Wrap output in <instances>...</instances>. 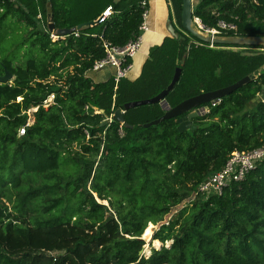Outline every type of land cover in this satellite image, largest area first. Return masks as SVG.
I'll use <instances>...</instances> for the list:
<instances>
[{"label":"trees","instance_id":"obj_1","mask_svg":"<svg viewBox=\"0 0 264 264\" xmlns=\"http://www.w3.org/2000/svg\"><path fill=\"white\" fill-rule=\"evenodd\" d=\"M167 1L179 37L165 36L137 78L116 84V68L106 67L101 78L92 70L106 56L103 40L124 47L136 38L149 0H50L56 29L114 10L105 23L58 40L38 19L41 13L47 22L48 0H0V75L6 67L14 76L0 82V264H264V159L221 195L198 192L234 151L264 144V52L232 49L264 46L211 48L183 28V0ZM193 16L206 28L236 26L222 36L264 37V0H197ZM11 19L28 32L8 52ZM178 67L180 80L166 97L171 108L262 70L194 118L195 129L178 130L186 114L145 127L165 114L162 104L125 111L166 89ZM51 94L54 103L43 107ZM117 110L125 111L124 123L109 120ZM70 165L73 171L65 169ZM31 177L42 184L22 190ZM14 190L18 214L4 201L12 202ZM41 198L49 217L29 223L25 216ZM150 223L163 247L145 256L141 237Z\"/></svg>","mask_w":264,"mask_h":264},{"label":"built area","instance_id":"obj_2","mask_svg":"<svg viewBox=\"0 0 264 264\" xmlns=\"http://www.w3.org/2000/svg\"><path fill=\"white\" fill-rule=\"evenodd\" d=\"M148 4V1H143L142 6L146 7ZM114 14V10L112 6H108L96 19L98 24L105 23L109 18L112 17ZM149 16V9L145 10V13L143 15L144 17V23L140 27V34L130 40L124 47H118L112 45L110 42L103 40V47L106 52V56L104 59L96 61L93 66V71L98 72L106 67H114L116 68V77L115 82L118 84L121 78H124L128 75V73L133 68V61L138 55V53L141 51L143 44H144V34L147 32V19ZM194 22L197 25V27L207 32L208 34L213 35H222L224 31L229 30H236V26L233 24H227L224 21L219 22L218 28H206L200 18L193 16ZM38 19L42 22V26L44 30L49 33L52 40H58L59 38H62L61 36L57 35L55 31L50 32L48 27V21L45 22L43 20L42 14H38ZM75 36H79V31L74 32ZM72 35V34H71ZM67 37V36H66ZM64 38V37H63ZM100 38L103 39V36L100 35ZM211 48H214V45L210 46ZM131 62H128V61ZM55 95L51 94L43 103V107L47 108L51 106L54 103ZM221 99H218L216 101L210 102V105L204 106L199 110V112L202 115L208 114L211 111V107H216L221 103ZM39 107H35L32 110H29L28 113H31L33 111H37ZM89 106H86V109H88ZM125 112V111H123ZM95 113H100L99 110H95ZM114 114L109 118L111 121ZM32 124V120L29 119L27 122V126H30ZM25 134V127L20 129V136H23ZM87 136L89 137V134L87 133ZM264 159V144L261 147L247 150V151H234L230 157L228 158L225 166L218 171L217 173L209 176L206 178L201 185L198 188V192L204 196H209L212 194H222L224 189L229 186L232 182H242L246 179V177L257 167L258 163L261 162ZM168 224V222H167ZM156 229H158V226L154 225ZM142 240H145L143 236L141 237ZM53 255V253H50Z\"/></svg>","mask_w":264,"mask_h":264},{"label":"water","instance_id":"obj_3","mask_svg":"<svg viewBox=\"0 0 264 264\" xmlns=\"http://www.w3.org/2000/svg\"><path fill=\"white\" fill-rule=\"evenodd\" d=\"M48 16H47V21H48V27L50 32L55 31V33L61 37H66L71 34H73L76 31H81L85 28H90L95 25H97V21H91L88 23H84L81 25H78L73 28H61V29H56L55 24L52 19V4L50 0H48ZM193 12H194V0H183L182 4V25L183 28L194 38L200 40L201 42L207 43L210 46L211 45H227V46H264V37H259V36H248V37H242V36H222V35H213V34H208L207 32H204L200 30L197 25L194 22V17H193ZM167 30L169 34L172 37L178 38L179 35L175 30V27L173 23L168 19V26ZM264 69V67L262 68ZM258 69L256 70L252 75L246 76L242 78L241 80L235 82L234 84L212 91V92H205L200 95L194 96L192 98H189L177 106L171 108L167 103H166V97L167 95L174 89L176 84L179 82L181 74H182V69L180 67L176 68L175 74L173 76V79L171 83L168 85L166 89H164L162 92H160L158 95H156L153 98L149 99H144V100H137L133 102H129L125 104V111L130 110L132 108L140 107V106H147V105H155V104H162L165 108V114L160 117L157 120H154L148 124L145 125V127H150L154 125H159L163 121L171 119V118H176L181 115L186 114V116L181 117L177 119L178 123V130L180 132L189 130L190 128L195 129L196 125L193 124L192 120L194 118H197L198 116H201L202 114L199 112V108L207 103L216 101L218 99H222L223 97L229 96L230 94L234 93L237 91L239 88L243 87L244 85L250 83L251 81L255 80L257 76L260 75L261 70ZM4 75H0V82L1 83H7L11 81L14 76L13 74L5 67L4 69ZM124 113L122 110H117L114 114L115 118L117 121L124 123L125 117ZM108 121H104L103 125H105ZM161 249V248H160ZM145 249H142L140 251L141 255L145 254Z\"/></svg>","mask_w":264,"mask_h":264},{"label":"rangeland","instance_id":"obj_4","mask_svg":"<svg viewBox=\"0 0 264 264\" xmlns=\"http://www.w3.org/2000/svg\"><path fill=\"white\" fill-rule=\"evenodd\" d=\"M72 1L77 2V0H72ZM196 3H197V0H194V6ZM170 9L172 11L171 7H170ZM174 22L176 23V19L174 20ZM5 31H6V35H5L6 42L5 43H6V46L8 47V52H10L11 50H13L15 48V46L12 43V40L16 41L19 38L21 41L22 39L25 38V36L28 32L25 28V25L23 23L17 21L16 19H11L9 21V24H8L7 28L5 29ZM147 38H148V36H147ZM193 41L196 42L195 40H193ZM196 43L199 44V42H196ZM147 44H150L149 40H147L145 46ZM0 45L4 46L3 43H1ZM144 49H145V47L143 48V50ZM232 49L239 50L244 54H253V53L264 52V49H259V48H232ZM23 53H24L23 51H20L21 56ZM3 56H4V54L0 55V57H3ZM18 62L19 61H16V63H18ZM201 108H203V107H201ZM201 108H199V109H201ZM76 150H77V148H76V146H74L72 149V152L75 153V152H77ZM65 169L68 171H73L71 165L65 166ZM31 178H33V177H31ZM33 179H35V178H33ZM26 184H28V185H26ZM29 184L30 185L42 184V178L39 177V178L35 179V181H32V182L31 181L30 182L24 181L23 186H25V187H22V190L27 189L26 187H28ZM14 191L15 192H13V194H12V202H8L7 200H4V201L7 202V205L9 206V210L11 212H14V214H18L14 209V206L18 203V197H17V193H16L17 190H14ZM95 197H96L98 202H100V203L102 202V200H100V198H98V196L96 194H95ZM43 200L44 199L41 198V199H37L34 202H32L33 203L32 207H31L32 209L30 210V212H28L27 216H25L26 221L31 223L36 218L43 219V218L49 217V215L43 214V202H44ZM155 231H157L156 227L154 226V224L150 223L144 232L143 238L145 239L144 240L145 241V248L144 249L146 251L145 256L150 255L152 252V249H160L161 247H163V243L160 242L159 240H157V241L160 243V247L154 246V241H156V240H153L152 237H153V234L155 233ZM170 244H171V242H167L165 245L169 246Z\"/></svg>","mask_w":264,"mask_h":264},{"label":"crops","instance_id":"obj_5","mask_svg":"<svg viewBox=\"0 0 264 264\" xmlns=\"http://www.w3.org/2000/svg\"><path fill=\"white\" fill-rule=\"evenodd\" d=\"M149 4V16L146 22V24L148 23L147 26H149V31L144 34L143 47L133 61V68L126 76L130 79H135L140 75L142 67L149 56V49L154 45L160 44L164 37L169 34L167 30L168 19H170L168 1L149 0ZM147 40H149L150 44L145 46ZM144 47L145 49L143 50ZM103 70L97 73L98 78H101L103 75H105V71ZM112 70V68L108 69L109 72H112ZM259 98L264 101V94L259 95Z\"/></svg>","mask_w":264,"mask_h":264},{"label":"bare ground","instance_id":"obj_6","mask_svg":"<svg viewBox=\"0 0 264 264\" xmlns=\"http://www.w3.org/2000/svg\"><path fill=\"white\" fill-rule=\"evenodd\" d=\"M148 25V23H147ZM149 31V26H147V32ZM154 246H159L160 247V243L156 240L154 241Z\"/></svg>","mask_w":264,"mask_h":264}]
</instances>
